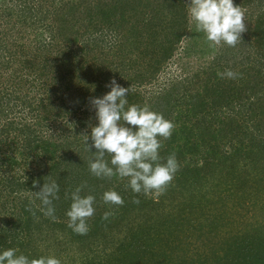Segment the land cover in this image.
Instances as JSON below:
<instances>
[{"label": "trees", "instance_id": "trees-1", "mask_svg": "<svg viewBox=\"0 0 264 264\" xmlns=\"http://www.w3.org/2000/svg\"><path fill=\"white\" fill-rule=\"evenodd\" d=\"M187 2L0 0V248L61 258L65 245L78 244L88 253L79 263L71 254L62 264H125L103 258L129 249L140 255L143 247L156 252V230H135L127 220L144 210L151 220L156 199L133 193L126 178H97L89 171L85 135L97 121L95 114L86 121L77 115L110 90L105 85L112 78L131 87L130 104L147 103L175 124L160 155L175 153L180 168L165 192L204 188L205 180H239L243 172L248 180L255 167L264 173V0H234L245 11L246 29L234 47L210 46L196 32ZM180 56L189 64L184 74L161 82L165 67ZM229 69L238 75H221ZM155 84L160 89L149 90ZM23 110L34 124L19 116ZM6 112L15 115L10 119ZM44 122L62 123L60 134L43 133ZM49 179L60 185L55 219L44 215L34 193ZM81 185V195L96 197L86 235L73 232L66 216L71 193ZM112 188L123 205L104 203L103 193ZM105 212L112 213L106 220ZM231 247L234 256L221 264H264L263 223Z\"/></svg>", "mask_w": 264, "mask_h": 264}, {"label": "clouds", "instance_id": "clouds-1", "mask_svg": "<svg viewBox=\"0 0 264 264\" xmlns=\"http://www.w3.org/2000/svg\"><path fill=\"white\" fill-rule=\"evenodd\" d=\"M188 12L196 32L203 33L210 46L223 43L234 47L246 30L245 11L235 5L234 0H190ZM221 75L235 78L238 74L229 69ZM105 87L110 90L91 101L97 123L91 127L90 136L85 135V149L92 153L89 171L97 178H126L127 187L133 193L158 199L180 168L175 153L166 158L160 155L162 142L171 138L175 124L147 103L130 104L131 87L122 86L115 78L110 79ZM83 188L84 185L77 186L71 193V204L66 211L68 227L79 235L87 234V219L96 211L95 195H81ZM59 191L56 180L49 179L34 192L43 206L41 211L53 219V200L59 198ZM102 199L110 205L125 203L115 188L105 191ZM134 203L139 204V199ZM110 215L111 212H105L103 219ZM0 264H62V261L55 255L32 257L20 252L18 247H8L0 248Z\"/></svg>", "mask_w": 264, "mask_h": 264}, {"label": "rangeland", "instance_id": "rangeland-1", "mask_svg": "<svg viewBox=\"0 0 264 264\" xmlns=\"http://www.w3.org/2000/svg\"><path fill=\"white\" fill-rule=\"evenodd\" d=\"M189 3L190 0L187 4ZM188 61L191 67H196L198 62L193 57ZM188 67L189 64L181 56L175 57L162 72L161 82L170 84L178 75L184 74L183 68ZM159 89L158 84H155V87L153 89L150 87L149 90ZM33 95L35 98L36 95L31 96ZM9 105L12 106V103ZM88 107L91 108L88 113L77 115L83 121L95 114L93 105ZM26 113V110H23L19 116L34 124L36 121L34 119L31 121L32 118L26 117ZM6 114L10 119L15 115L14 112ZM74 121L76 124L79 123L76 119ZM39 128L48 135H57L62 130V123L56 122V126H53L52 123L44 122ZM261 169L264 172V165ZM245 176L243 172L239 180L231 181L224 178L219 181L205 180L203 184L207 183L204 188L197 185L198 189L195 186V189L192 187L187 191L177 189L178 191L165 192L156 199L151 220L147 219L149 210L140 211L139 215L142 217L132 212L130 219H127L135 230L149 225L151 229L156 230L153 231L158 238H153L156 241L154 247L156 252L149 253L145 247L140 248V255L134 249H129L124 256H120L118 252H111L112 256L109 257V252L103 260L108 262L109 258H117L123 260L125 264H221L220 260H224L225 256H234L231 250L234 243L247 241L248 234L255 224L263 223L264 228V173L261 175L255 167L248 180ZM257 177H260L258 182ZM218 182L221 185H217ZM207 186H210L209 190L206 189ZM121 236L124 239V234ZM140 244L144 245L143 241ZM65 246L67 252L60 251L62 255L60 259L63 262L70 261L71 254L75 263H79L83 256L88 255L78 244Z\"/></svg>", "mask_w": 264, "mask_h": 264}]
</instances>
